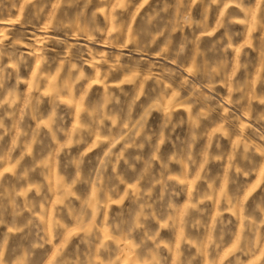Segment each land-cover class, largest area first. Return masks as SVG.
<instances>
[{
    "label": "rangeland",
    "instance_id": "obj_1",
    "mask_svg": "<svg viewBox=\"0 0 264 264\" xmlns=\"http://www.w3.org/2000/svg\"><path fill=\"white\" fill-rule=\"evenodd\" d=\"M0 264H264V0H0Z\"/></svg>",
    "mask_w": 264,
    "mask_h": 264
}]
</instances>
